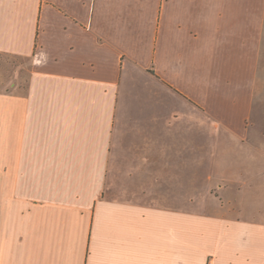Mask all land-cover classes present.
Listing matches in <instances>:
<instances>
[{"label":"crops","instance_id":"crops-1","mask_svg":"<svg viewBox=\"0 0 264 264\" xmlns=\"http://www.w3.org/2000/svg\"><path fill=\"white\" fill-rule=\"evenodd\" d=\"M0 56L1 264H264V0H0ZM203 120L235 213L165 195Z\"/></svg>","mask_w":264,"mask_h":264},{"label":"rangeland","instance_id":"rangeland-1","mask_svg":"<svg viewBox=\"0 0 264 264\" xmlns=\"http://www.w3.org/2000/svg\"><path fill=\"white\" fill-rule=\"evenodd\" d=\"M28 69V62L10 57L0 56V94L3 92L20 91L24 89L25 78ZM18 86H17V84ZM15 84V85H14ZM19 87V88H17ZM257 92V88H256ZM257 97V94L255 95ZM252 129L254 131L258 128L259 120L258 115L255 113L252 121ZM202 141H203V167H202V179L203 180H165L168 181V186L165 187L164 192L170 198V203H173V198L180 196L182 202L187 207L198 206V209L202 211L212 213L217 210V205H224V210L231 212L237 211L238 204L229 203L232 197L226 198V195L234 196L236 192H231L232 189H228L231 186L232 180H217V168L211 167V148L218 144V137H215L214 130L203 120L202 124ZM228 140V143L233 146H237L240 143L230 140L229 138H222L221 143ZM227 142V141H226ZM213 155V154H212ZM211 178L212 180H207ZM149 181V180H145ZM160 182H162L160 180ZM160 185V184H159ZM158 185V187H159ZM221 187L223 190H221ZM157 188V187H156ZM152 192V187H150ZM148 191V192H149ZM147 193V192H146ZM159 195L156 191L149 194V198L153 196L156 198ZM0 197H1V168H0ZM148 198V201H150ZM154 202H158L154 200ZM2 210V201L0 202V211ZM0 216V223H1ZM1 264V263H0ZM9 264V263H8Z\"/></svg>","mask_w":264,"mask_h":264}]
</instances>
